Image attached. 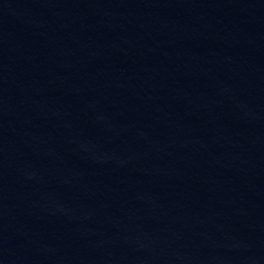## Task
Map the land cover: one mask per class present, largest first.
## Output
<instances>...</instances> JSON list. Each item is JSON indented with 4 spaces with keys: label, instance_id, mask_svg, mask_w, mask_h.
<instances>
[{
    "label": "water",
    "instance_id": "1",
    "mask_svg": "<svg viewBox=\"0 0 264 264\" xmlns=\"http://www.w3.org/2000/svg\"><path fill=\"white\" fill-rule=\"evenodd\" d=\"M0 264H264V0H0Z\"/></svg>",
    "mask_w": 264,
    "mask_h": 264
}]
</instances>
